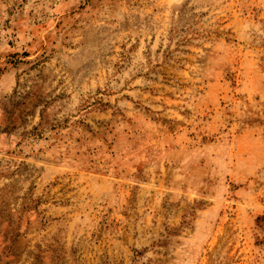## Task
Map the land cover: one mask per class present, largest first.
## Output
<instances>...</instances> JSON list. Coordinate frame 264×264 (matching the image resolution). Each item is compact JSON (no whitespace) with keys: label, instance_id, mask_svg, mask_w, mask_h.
Segmentation results:
<instances>
[{"label":"rangeland","instance_id":"374dc122","mask_svg":"<svg viewBox=\"0 0 264 264\" xmlns=\"http://www.w3.org/2000/svg\"><path fill=\"white\" fill-rule=\"evenodd\" d=\"M0 264H264V0H0Z\"/></svg>","mask_w":264,"mask_h":264}]
</instances>
